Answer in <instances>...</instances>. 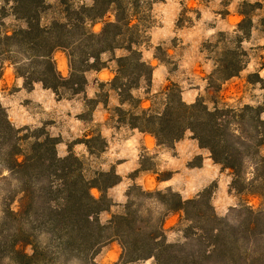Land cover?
<instances>
[{"label": "trees", "instance_id": "1", "mask_svg": "<svg viewBox=\"0 0 264 264\" xmlns=\"http://www.w3.org/2000/svg\"><path fill=\"white\" fill-rule=\"evenodd\" d=\"M56 1L61 16L42 23L45 0H4L11 4L13 17L25 25L8 32L0 20V60H8L15 67L26 89L38 82L58 97L62 88L80 92L84 73L103 68L102 55L123 49L126 55L116 59L118 71L110 82L120 102L129 106L127 110H115L119 123L151 134L158 145L167 148L189 132L214 163L231 172L237 193L264 192V97L256 107L210 109L201 97L185 104L179 88L170 85L161 94L160 107L140 109L141 100L132 95V90L142 80L149 87L152 72L137 48L139 23L137 19L133 23V15L128 13L129 9L137 12L140 0H92L91 5ZM244 6L246 9L239 12L242 20L237 24L234 46L222 53L207 78L215 92L243 69L240 44L252 27L247 9L254 5ZM109 13L111 20L106 19ZM99 21L103 22L101 31L92 32L90 26ZM58 51L66 52L68 58L67 79L56 69L54 54ZM20 131L8 121L0 104V164H4L1 171L7 173H0V183L7 186L16 182L13 191L0 196V264H53L77 259L90 262L97 249L112 240L120 244L123 262L152 258L155 264H264L263 210L242 205L232 209L237 215L234 220L219 217L210 202L213 185L186 201L171 190L144 192L132 187L123 212L103 225L98 215L112 205L105 192L118 177L113 172H99L88 179L82 159L72 153L59 157L58 141L46 133L27 144V150L21 149L20 142L27 137H17ZM90 141L101 142L98 153L105 147L100 138ZM90 141L86 145L92 154ZM93 188L100 192L98 198L91 195ZM134 192L158 205V213L150 208L142 210ZM178 211L188 222L185 240L168 243L162 231L163 220ZM39 235L54 243V248H49V243L47 247L38 246ZM25 245L32 246L31 254L24 252Z\"/></svg>", "mask_w": 264, "mask_h": 264}, {"label": "crops", "instance_id": "2", "mask_svg": "<svg viewBox=\"0 0 264 264\" xmlns=\"http://www.w3.org/2000/svg\"><path fill=\"white\" fill-rule=\"evenodd\" d=\"M92 2L86 0L87 4ZM198 12L199 16L192 25L178 28L176 20L180 13V0H164L153 5L155 21L148 30L147 44L139 48L142 61L152 68L150 86L147 88L140 84L132 90V95L141 100L140 109L152 108L161 96L158 94L173 81L172 70L170 72L169 68L173 51L167 50L166 60H162L156 56L155 48L174 38L186 49L175 59L177 68L185 77V86L181 83L180 87L181 100L185 104L194 103L200 96L207 97L206 104L211 108L242 101L261 104L263 89L256 91V95L247 92L252 87L246 80L247 74L256 73L264 81V64L253 57L240 74L222 84L217 93L209 87L206 76L211 73L214 65L202 57L198 45L217 33L233 31L237 17L233 14L221 15L220 11L206 5L198 7ZM99 22L90 26L92 32L101 31L98 29ZM257 44L264 47V42ZM125 55L123 49L102 55L104 67L84 73L83 90L74 93L62 88L59 90L60 97L38 82L31 89H26L24 80L16 76L12 69L6 68L0 78V86L13 87L14 90L10 92L8 89L5 98L0 100L5 103L10 123L15 127L44 126L49 136L58 141L56 153L59 157L70 153L91 157L86 141L95 138L104 140L105 147L96 155L94 170L97 173L113 172L118 182L105 192L112 205L99 213L101 224H107L114 215L120 214L132 187L144 192L171 190L186 201L215 183L211 204L218 215L225 214L228 208L237 203L236 197L228 191L229 171L214 163L209 152L199 147L191 133H186L172 148H167L158 145L151 134L119 123L115 110H127L129 106L120 102L118 92L110 86V82L118 71L116 59ZM54 60L60 76L67 79L70 67L66 52H56ZM196 157L201 159L200 164L190 165ZM163 173L169 176L163 177ZM91 195L98 198L100 192L93 188ZM182 221L181 211L165 216L162 227L169 242L182 239ZM120 252V244L112 240L101 248L95 261L97 264H113L119 259Z\"/></svg>", "mask_w": 264, "mask_h": 264}, {"label": "rangeland", "instance_id": "3", "mask_svg": "<svg viewBox=\"0 0 264 264\" xmlns=\"http://www.w3.org/2000/svg\"><path fill=\"white\" fill-rule=\"evenodd\" d=\"M162 1H164V0H140V7L138 8L137 12H133L132 9L128 10V13L130 15H133V23L136 22L135 19H137V22L139 23L140 44L137 47L138 49L141 46H144L147 44L148 30H149L150 26H152V24L155 21L153 14H152L153 5L155 3L162 2ZM72 3H74L75 5H80V4L91 5V4H87L86 0H72ZM245 3H249L251 5H254V7L247 9V10H250L249 17L252 21V27L249 30L248 36L245 39H243V41L240 44V48H241L242 52L244 53V55L241 57V59L243 61V69L245 68L246 64L248 63V61L250 60L251 57L259 59L260 61H262V64H264V47H260L257 44L260 42H264V0H180V13H179L178 19L176 20V27H178V28L182 27V26L192 25L197 20V18L199 16L198 7L204 6V5H206L208 7H213V9H217L218 11H220L221 15L233 14L237 17V23H236V26H235L233 31L217 33L216 35H214L211 38L202 40L198 45V52H200V54L202 55V57H204V59L210 61V63L212 65H214V68L211 71V73L216 68V62L219 59V57L222 55V53L227 48L234 46V38L237 34V24L242 20V17L239 15V12L246 9V7L244 6ZM45 4L47 6L45 7L46 10L42 13V16H43L42 23H48L52 18H57V17L61 16L60 8H59V6H57L56 0H45ZM10 7H11V4L4 2V0H0V20L4 23V26H5L4 30H6L8 32H10L14 28L21 27V26L23 27L25 25L24 22L18 21L13 17V15L11 14ZM106 19H110V20L113 19L112 14L109 13L107 15ZM101 22L98 23V24H100V27L98 29H102V27H103V22L102 23ZM220 34H224V37H219ZM251 35H253L252 41H250ZM167 50H172L174 53L172 56L173 60H169V62H170L169 68H170V72L172 70L173 81H170L168 83V86L174 85V86L178 87L180 90L181 83H183L182 86H185V82H184L185 77L182 75L180 70L177 68V64H176L175 59H176L177 55H180L186 49H184V46H181L177 42V39L174 38L169 43H166L162 46L156 47L155 48V54L158 58H160L162 60H166V51ZM6 68L12 69L13 73L16 76H18L16 74L15 67L8 60L1 59L0 60V78H1V76L4 73ZM240 72H239V74H240ZM210 74H208L206 76V80ZM245 77H246L247 82L252 86L251 91L248 90L247 92H249L252 95H256V93H258L256 91H258V90L260 91L262 89L264 90V81L261 80L256 73L247 74ZM125 78H127V77H125ZM123 81H124V79H123ZM207 83H208V80H207ZM140 84L147 87L146 83L143 80L140 81L139 86H140ZM24 87H25V81H24ZM8 89L10 92L14 90L13 87L8 88L7 86H0V99L5 98ZM162 92H160L158 95H161ZM200 97L203 98V100L205 101V104H206L205 99L207 97L206 96H200ZM263 97H264V94L262 95V101H263ZM156 99H157V97H156ZM162 102H163L162 96L158 97V100L155 101V104L153 105L152 108L160 107ZM0 104L6 112L5 103L4 102L2 103L0 100ZM261 104H262V102H261ZM245 105H249V106H253V107L259 106V105H253V104H249V103L242 101V102H233L229 105L227 104V106H224V104H222V105H219V107L241 108ZM208 108L212 109L213 107L211 108L208 106ZM6 115H7V112H6ZM261 116H262V119H264V113ZM7 119H8V116H7ZM8 121H9V119H8ZM13 127L21 130L18 133L17 137H21V138L27 137L26 139H24V141L20 142V145H22L21 149H24V150L28 149L27 144L34 141V138L38 137L39 139L40 138L42 139L43 134H45V133L49 135V133L45 130L44 126H42V127H29V126L15 127V126H13ZM101 147H102V145H101L100 141H95V142L90 141V150L93 152L91 157L77 156L80 159H82V161L84 162V175L88 179L95 177V174L97 173L94 170L96 167V163H97V159H96L97 156L96 155H98V152H99L98 150H100ZM261 154L264 155V145L261 147ZM200 160L201 159L199 157H196V158H194V160L190 164L198 165V164H200ZM3 165L4 164H2V163L0 164V173H2L3 176H6L7 175L6 171H4V170L1 171ZM229 175H230V184H229V190L228 191L230 193H232V195L234 197H236L237 203L234 207L228 208L227 212L223 215H218L214 209V206H212L214 213L219 217H228L229 220H234L237 215L234 211H232V209L233 208H239L242 205H248L255 210H263L264 211V192L259 193L260 190H256L258 192V195H252L250 193V191H247V190H244L241 193H237L235 191V188L232 186L233 175L231 174L230 171H229ZM162 176L167 177V176H169V174L163 173ZM246 177L249 178L250 177L249 174ZM210 185H213V187H214L213 192H214V190L216 188V184L212 183ZM14 187H16L15 181H13V183L10 182V185L7 184V186L0 183V196L2 194H5L7 191H13ZM133 197L136 199L137 202H142V207H141L142 210L145 208H150L155 213H158V210H157L158 205L150 203L147 199H144L143 197L139 196L135 192L133 193ZM210 202H211V199H210ZM12 207L15 208L16 204H13ZM123 210H124V207L122 208V211L120 212V214L123 212ZM117 215H119V214H117ZM114 216H116V215H114ZM103 225H105V224H103ZM187 226H188V222L186 220H184V216H183V221H182V224L180 226L181 232H182V239L179 241H174V242H169L167 240V238L164 234V231H163V227H162V231H163L165 240L168 243L183 242L185 240L184 239V230ZM48 243L50 245L49 248L55 246V244L50 243L48 241V239L45 238V236H42V235L38 236L37 242H36V244L38 246L47 247ZM102 247L103 246H101L97 249L96 254L93 256V258L90 262L85 261L84 259H77V260H71L68 262H64L63 260H60V261H58L59 263L55 262L53 264H97L95 259H96V256ZM22 249L27 254L32 253V246L31 245L22 246ZM121 253H122V251L120 252V257H121ZM120 257L113 264H155V261L152 258L147 259V260H142V261H136V262H123V261H121Z\"/></svg>", "mask_w": 264, "mask_h": 264}]
</instances>
